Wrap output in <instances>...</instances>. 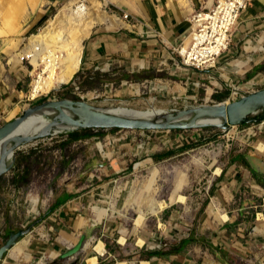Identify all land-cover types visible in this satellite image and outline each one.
I'll list each match as a JSON object with an SVG mask.
<instances>
[{
  "label": "rangeland",
  "instance_id": "1",
  "mask_svg": "<svg viewBox=\"0 0 264 264\" xmlns=\"http://www.w3.org/2000/svg\"><path fill=\"white\" fill-rule=\"evenodd\" d=\"M94 1L98 6L91 7L86 0H0V129L31 107L48 101L73 100L101 108L171 112L237 101L260 88L241 87L233 95L225 86L228 97L219 102L214 99L217 94L202 86L196 97L173 95V87L179 82L165 73H133L124 66L108 71L99 66L95 70L98 66L87 65L88 41L96 33L136 32L141 26L136 16L146 0ZM78 7L89 8L87 21L104 15L119 19L125 27L109 23L95 26L82 43L80 69L70 84L60 85L48 97L33 103L27 95L47 68L42 62L39 69L34 65L32 41L45 36L52 25L62 22L64 15L70 16ZM84 24L87 22L81 28ZM27 38L31 39L26 41ZM65 47L70 52L71 45ZM36 50L43 55L46 46L38 44ZM63 55L62 58L67 56ZM175 65L179 69L178 62ZM61 68L62 64L56 68L58 75ZM155 85H165L168 94L155 92ZM255 125L259 124L226 132L88 130L73 143L67 135H59L22 148L17 153L16 169L0 179V249L13 234L39 220L43 222L9 253L3 264H91V258L96 256L92 249L98 242L103 243L105 254L98 257L97 264L106 258L110 264L138 261L137 253L160 247L164 232L184 231L196 225L199 217L211 214L222 171L231 155L241 148L245 130ZM113 138L132 142L139 152L120 173L97 170L95 163L104 162L92 148ZM98 147L101 150L100 144ZM106 157L104 165L116 159V155ZM80 188L92 196L79 221L87 240L74 258L63 261L61 256L76 245L83 232L76 227L52 230L44 222L48 213L55 212L68 199L60 200V195ZM140 218L143 220L138 224ZM44 243L46 249L41 248Z\"/></svg>",
  "mask_w": 264,
  "mask_h": 264
},
{
  "label": "crops",
  "instance_id": "2",
  "mask_svg": "<svg viewBox=\"0 0 264 264\" xmlns=\"http://www.w3.org/2000/svg\"><path fill=\"white\" fill-rule=\"evenodd\" d=\"M213 1L215 4L216 0ZM248 2L249 8L233 34L230 51L212 72L195 73L175 65L178 62L175 51L188 42L193 18L198 12L210 10L212 0H146L136 16L141 24L136 32L92 36L87 43V65L98 66L95 70L101 66L103 71L124 66L133 73H165L179 82L172 91L178 96L196 97L200 86L217 95L228 94L225 86L231 88L233 95L241 87L260 86L257 91L262 90L264 0ZM153 89L161 95L168 94L165 85ZM92 149L95 155H101L104 164L106 155H116L110 165L95 163L94 166L100 171L108 169L116 173L124 171L125 164L139 152L132 142L115 138L103 144L98 142ZM219 182L211 214L199 217L196 225L185 227L184 231L164 232L160 247L137 253L138 261L122 264H264V123L245 130L241 148L229 158ZM90 194L81 188L68 189L59 197L68 199L44 223L52 230L76 227L82 231L79 221L92 198ZM40 245L44 249L46 244ZM108 262L106 258L101 264Z\"/></svg>",
  "mask_w": 264,
  "mask_h": 264
},
{
  "label": "water",
  "instance_id": "3",
  "mask_svg": "<svg viewBox=\"0 0 264 264\" xmlns=\"http://www.w3.org/2000/svg\"><path fill=\"white\" fill-rule=\"evenodd\" d=\"M118 108L95 107L82 101L60 100L31 107L23 115L0 129V143H4L0 179L17 167V153L22 148L41 140L87 130L129 131H192L218 129L229 131L238 126L264 123V89L237 101L202 106L189 110L161 112L152 116H137L117 112ZM40 115L48 122L41 131L30 136H14L31 117ZM43 220L26 230L13 234L0 249V264L20 242L34 232ZM82 235L76 245L61 256L66 261L74 258L85 246Z\"/></svg>",
  "mask_w": 264,
  "mask_h": 264
},
{
  "label": "bare ground",
  "instance_id": "4",
  "mask_svg": "<svg viewBox=\"0 0 264 264\" xmlns=\"http://www.w3.org/2000/svg\"><path fill=\"white\" fill-rule=\"evenodd\" d=\"M91 7L96 5L94 0H86ZM214 5V2H213ZM212 5V7H213ZM98 6V5H96ZM211 7V8H212ZM98 10H96L97 12ZM90 14L89 8L78 7L75 11L71 12V15H64L63 21L56 22L51 26V30L48 33H45V36L33 39L31 47V56L33 57L34 65L37 69L41 68L40 62H42L46 69L43 75L39 76L40 82L35 84L36 93L35 97L38 96V92L42 94H48L51 91H54L59 88L60 85H67L73 80L74 76L80 69L81 57L83 52L82 43L90 34V31L98 25L109 23L116 26L125 27L123 22L117 18H108L104 15L95 17L88 20ZM86 21L87 25L84 24L81 28L83 22ZM69 27L66 28V27ZM85 26V27H84ZM64 31H67L65 33ZM39 45H45L46 51L45 54L40 55L37 53V48ZM62 44V46H61ZM66 46L71 45L70 52L66 50ZM57 55L54 57V55ZM61 54V56H59ZM66 54L67 58L64 57ZM46 55L47 57L43 58ZM42 57L43 59H40ZM59 64H62V71L58 75L56 68ZM58 78V80H56ZM202 107V106H201ZM117 112L137 115V116H152L156 113H161L163 110L152 109L148 111H138L131 110L126 108H118ZM48 122L43 120L40 115H35L31 117L27 122H25L22 127L14 135L17 136H30L41 131ZM4 143H0V166L3 158ZM143 218L138 219L137 223L140 224ZM144 244L143 241H141ZM96 254L95 257H92L90 262L91 264H97V257H102L105 254L103 243L98 242L92 249Z\"/></svg>",
  "mask_w": 264,
  "mask_h": 264
},
{
  "label": "built area",
  "instance_id": "5",
  "mask_svg": "<svg viewBox=\"0 0 264 264\" xmlns=\"http://www.w3.org/2000/svg\"><path fill=\"white\" fill-rule=\"evenodd\" d=\"M248 8V0H216L210 10L198 12L193 18L188 42L175 51L180 67L195 73L214 71L219 60L230 51L233 34ZM30 39L27 38L26 41ZM25 62L32 64L30 60ZM54 91L48 94L38 92V96L35 97L37 93L32 85L27 98L34 103L48 97Z\"/></svg>",
  "mask_w": 264,
  "mask_h": 264
},
{
  "label": "trees",
  "instance_id": "6",
  "mask_svg": "<svg viewBox=\"0 0 264 264\" xmlns=\"http://www.w3.org/2000/svg\"><path fill=\"white\" fill-rule=\"evenodd\" d=\"M99 76H97L96 78H98ZM228 95H216L214 96V99L216 101H219V102H222V101H225V99H227ZM76 99V98H75ZM78 100V99H76ZM116 131H119V130H111V132H116ZM88 133V130L87 131H81V132H75V133H71V134H68V138H69V142L70 143H73V142H76V141H79L81 140L83 137H82V134H87ZM88 136L84 137V138H87ZM20 166V165H19ZM17 184V183H16ZM54 211H51L50 213H48L47 217H50L52 215ZM13 234V233H12Z\"/></svg>",
  "mask_w": 264,
  "mask_h": 264
}]
</instances>
